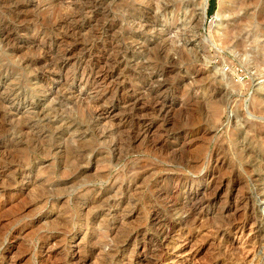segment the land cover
<instances>
[{"label":"rangeland","instance_id":"1","mask_svg":"<svg viewBox=\"0 0 264 264\" xmlns=\"http://www.w3.org/2000/svg\"><path fill=\"white\" fill-rule=\"evenodd\" d=\"M0 264H264V0H0Z\"/></svg>","mask_w":264,"mask_h":264},{"label":"bare ground","instance_id":"2","mask_svg":"<svg viewBox=\"0 0 264 264\" xmlns=\"http://www.w3.org/2000/svg\"><path fill=\"white\" fill-rule=\"evenodd\" d=\"M205 4H206V5H205V9H204V11L206 12L207 9H208V3L206 2Z\"/></svg>","mask_w":264,"mask_h":264},{"label":"trees","instance_id":"3","mask_svg":"<svg viewBox=\"0 0 264 264\" xmlns=\"http://www.w3.org/2000/svg\"><path fill=\"white\" fill-rule=\"evenodd\" d=\"M214 8V7H213ZM213 8L211 9V12L213 11Z\"/></svg>","mask_w":264,"mask_h":264},{"label":"water","instance_id":"4","mask_svg":"<svg viewBox=\"0 0 264 264\" xmlns=\"http://www.w3.org/2000/svg\"><path fill=\"white\" fill-rule=\"evenodd\" d=\"M205 25H206V22H205Z\"/></svg>","mask_w":264,"mask_h":264}]
</instances>
